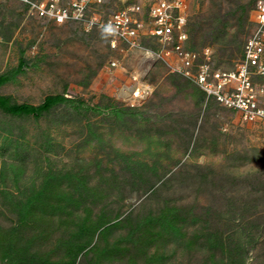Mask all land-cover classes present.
I'll list each match as a JSON object with an SVG mask.
<instances>
[{
    "label": "rangeland",
    "instance_id": "374dc122",
    "mask_svg": "<svg viewBox=\"0 0 264 264\" xmlns=\"http://www.w3.org/2000/svg\"><path fill=\"white\" fill-rule=\"evenodd\" d=\"M254 1L184 0L191 47L234 67ZM108 44L0 0V96L69 101L39 118L0 109V264H264V122L163 62L148 96L119 100L141 59Z\"/></svg>",
    "mask_w": 264,
    "mask_h": 264
},
{
    "label": "built area",
    "instance_id": "2783aa9c",
    "mask_svg": "<svg viewBox=\"0 0 264 264\" xmlns=\"http://www.w3.org/2000/svg\"><path fill=\"white\" fill-rule=\"evenodd\" d=\"M10 1L22 6L29 17L43 23L75 24L86 32L103 31L109 35L108 45L112 51L122 49L132 56L138 54L149 65L163 62L170 73L194 83L206 101L217 102L244 122H264V0L254 1L249 17L251 28L241 58L229 69L217 66L209 49L201 51L191 47L184 0ZM117 1L120 7L113 8ZM109 65L116 69L118 62L112 60ZM147 74L134 76V79L142 82ZM127 90L130 97L122 95ZM116 93L119 100L133 101L134 106L149 95V86L143 82L136 88L124 85Z\"/></svg>",
    "mask_w": 264,
    "mask_h": 264
},
{
    "label": "trees",
    "instance_id": "16d2710c",
    "mask_svg": "<svg viewBox=\"0 0 264 264\" xmlns=\"http://www.w3.org/2000/svg\"><path fill=\"white\" fill-rule=\"evenodd\" d=\"M9 80L10 77L8 75L2 76L0 78V86L5 84ZM66 102L69 101L63 96H49L47 97V99L44 101L43 104L39 106H34L30 104H15L12 103L9 98L0 96V109L5 113L15 117L33 116L35 118H39L43 116L45 113L50 112L54 107L60 104H64ZM243 252L244 251H242V253L238 256L245 255V252L244 253Z\"/></svg>",
    "mask_w": 264,
    "mask_h": 264
},
{
    "label": "bare ground",
    "instance_id": "6f19581e",
    "mask_svg": "<svg viewBox=\"0 0 264 264\" xmlns=\"http://www.w3.org/2000/svg\"><path fill=\"white\" fill-rule=\"evenodd\" d=\"M138 58H140L141 60H140V62L137 64V74H141L142 72L144 73V71H145V69H146V62H147V60H143V58L142 57H140V56H138ZM145 67V68H144ZM142 69V70H141ZM142 75V74H141ZM123 96H126V97H130V94L128 93V90H127V92H123V94H122Z\"/></svg>",
    "mask_w": 264,
    "mask_h": 264
},
{
    "label": "water",
    "instance_id": "95a60500",
    "mask_svg": "<svg viewBox=\"0 0 264 264\" xmlns=\"http://www.w3.org/2000/svg\"><path fill=\"white\" fill-rule=\"evenodd\" d=\"M154 65V63L152 62V63H150V65H149V68H148V71L147 72H149V70L152 68V66ZM146 72V73H147Z\"/></svg>",
    "mask_w": 264,
    "mask_h": 264
},
{
    "label": "crops",
    "instance_id": "0c3cea01",
    "mask_svg": "<svg viewBox=\"0 0 264 264\" xmlns=\"http://www.w3.org/2000/svg\"><path fill=\"white\" fill-rule=\"evenodd\" d=\"M139 56H140V55H139ZM140 57H142V56H140ZM142 58H143V57H142ZM143 60H146V59L143 58Z\"/></svg>",
    "mask_w": 264,
    "mask_h": 264
}]
</instances>
